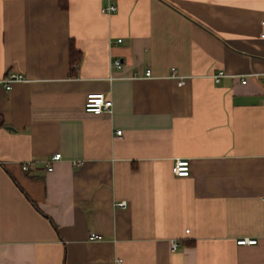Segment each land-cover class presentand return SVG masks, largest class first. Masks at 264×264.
Instances as JSON below:
<instances>
[{
    "label": "crops",
    "instance_id": "1",
    "mask_svg": "<svg viewBox=\"0 0 264 264\" xmlns=\"http://www.w3.org/2000/svg\"><path fill=\"white\" fill-rule=\"evenodd\" d=\"M262 21L264 0H0V264H264Z\"/></svg>",
    "mask_w": 264,
    "mask_h": 264
},
{
    "label": "built area",
    "instance_id": "2",
    "mask_svg": "<svg viewBox=\"0 0 264 264\" xmlns=\"http://www.w3.org/2000/svg\"><path fill=\"white\" fill-rule=\"evenodd\" d=\"M102 13L110 14L116 11V7L114 5H109L107 7H103L101 9ZM262 31H261V37L264 38V21L261 22ZM117 42H121V39H118ZM122 69V62L119 59H115L113 61V70L119 71ZM225 75L224 72L219 71L218 73L213 75V79L215 82H218L221 77ZM151 71L149 69H146L143 71L142 74H134L129 77H122V78H129V79H138V78H148L151 77ZM113 78V77H112ZM246 77H240L241 82H246ZM24 77L20 74L16 73H10L2 80V83L4 84L6 90H9L11 87V83L16 81H24ZM113 102L110 98H108L104 93H89L86 95L84 99L83 108L86 113H92L95 115H101L103 113H110L112 110ZM121 131H117V134H120ZM61 158L60 153H56L51 158V162L59 160ZM27 164L23 165L22 168L25 170L27 169ZM52 164H48L47 170H52ZM190 162L187 159H176L174 161L173 165V174L176 177H188L190 175ZM115 208L117 209H124L127 207L126 201H117L114 203ZM91 240L100 239L99 235L91 234L90 235ZM256 239H249V238H241L237 240L238 245H254L256 244ZM178 246L177 241H171V249H176Z\"/></svg>",
    "mask_w": 264,
    "mask_h": 264
}]
</instances>
